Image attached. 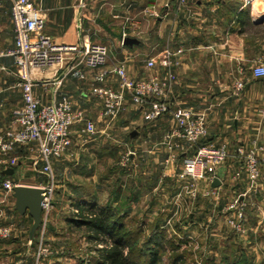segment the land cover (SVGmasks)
<instances>
[{
  "label": "crops",
  "instance_id": "0c3cea01",
  "mask_svg": "<svg viewBox=\"0 0 264 264\" xmlns=\"http://www.w3.org/2000/svg\"><path fill=\"white\" fill-rule=\"evenodd\" d=\"M36 3L45 11V32L56 44H104L110 52L106 69L112 71L114 65L124 63L129 77L134 80L151 74L146 68L147 60L159 55L167 46L174 52L181 50L174 68L171 108L187 106L195 112L208 114V133L204 143L216 146L224 143L230 152V159L213 175L221 185L213 187L211 181L200 182L196 188L197 197L191 196L192 200L183 198L182 201L178 196L184 194L186 182L181 178L180 171L184 158L191 156L189 149L180 147L174 150L175 157L172 159L171 149L161 143L163 135L173 126L170 114L148 123L143 118V111L128 100L118 116L133 114L135 118H143L146 137L149 138V148L142 155L138 153L145 143L140 137L133 141V167L142 161L144 172L141 175L142 185L138 187L134 180L140 177L136 176L134 168L131 170L134 174L131 193L136 194V188L145 190V185L155 181V186H162L161 194H168L178 202L169 218L175 220L178 213L191 207L198 213L207 212L208 219L220 220L222 211L232 202L233 193L228 191V180L238 168L232 165V161H236L235 147L256 142L264 149V77L256 78L253 74L254 67L264 65L262 2L258 0L253 6L245 5L244 0H187L185 5H179L178 0H36ZM14 41L11 2L0 0V50L12 48ZM134 68L137 70L134 71ZM99 71L70 60L62 69L54 67L33 73V90L37 98L48 104L68 97L80 119L71 129L72 145L66 153L74 149L92 152L98 147L101 136L86 137L82 131L86 121H92L97 126L104 122L102 103L91 93ZM17 81L13 59L1 57L0 133L14 126L13 112L22 105ZM210 83L223 86L219 85L217 89L214 85L211 88L208 87ZM238 83L244 86L240 91L236 89ZM106 84L119 89V82L112 73ZM233 115L235 117L231 122L229 116ZM158 151L161 153L158 154ZM35 159L41 166L38 156ZM241 185L244 184L239 183L240 193L246 194L241 200L248 211V207L255 204L250 194H256L259 187L248 190ZM95 199L97 209L105 208L102 205L98 207L100 203L98 198ZM133 199L128 215L133 214L136 208L137 200ZM116 200H113L114 206L118 202ZM86 207L89 206L86 204ZM257 210L256 218L252 220L251 217L250 221L254 231L258 228L264 230V205H258ZM191 217L195 221L196 217ZM164 224L166 222L160 220L156 223L158 226ZM256 237L255 234L246 241L248 247L244 248L245 251L250 253L251 248L255 249L260 239Z\"/></svg>",
  "mask_w": 264,
  "mask_h": 264
},
{
  "label": "rangeland",
  "instance_id": "374dc122",
  "mask_svg": "<svg viewBox=\"0 0 264 264\" xmlns=\"http://www.w3.org/2000/svg\"><path fill=\"white\" fill-rule=\"evenodd\" d=\"M133 70L136 71L137 68ZM214 85L217 89L219 85L223 86V84L210 83L208 87L212 88ZM204 117L207 123L208 114ZM234 117V115L229 116L231 122ZM143 118H135L133 114L126 117L117 116L109 128L103 120L104 122L96 125L97 134L92 136H101L94 151L74 149L66 153V150L62 157L54 160L52 206L32 241H29L32 218L27 214L24 216L18 214L14 208L13 192L5 190L3 184L4 181L10 180L16 185L47 186L50 184L49 177L42 171V165L35 161L38 154L34 144L20 146L8 154L0 149V229L6 228L9 232L6 238L0 236V264H103L99 251L105 248L104 245L90 241V233L85 227H76L72 224V219L78 212L77 204L88 206L94 204L93 206L96 207L94 200L98 198L100 203L98 207L102 205L111 208L115 211V216L121 217L128 215L127 210L133 203L134 197L137 200L136 208L133 214L124 218V224L135 236L132 244L144 251L150 248V238L160 234L161 239L163 238L161 242L163 247L158 250V264H172L174 258L180 255L184 256L185 264H264V237H262L264 230L258 228L254 231V226L250 224V221L256 218L257 206L264 205V174L255 183L246 179L244 172L242 173L244 177L237 179L235 173L243 170V164L236 157L234 158L236 161H232V165L238 166L234 169V173L232 170L233 174L228 180V191L233 193V203L245 204L241 197L244 198L246 194L240 193L239 183L244 184L241 185L242 187H248V190L259 187L256 194H250L254 206H249L247 211L245 204L246 233L239 234L230 225L229 221L234 215V209L226 211L224 208L220 220H214L213 217L207 218V212L198 213L190 207L178 213L173 220L169 217L173 215L171 212L178 202L168 194H161L163 189L160 184L155 186L156 182L153 181L149 183L151 185H145V190L136 188V194L131 193L134 175L131 170L134 168L137 171L136 176L140 177L134 180L138 187L142 185L141 175L144 172L142 161L137 163V167H133L131 159L133 141L140 137L141 142L145 143V147L140 148L138 155L146 153L149 148V138L146 137ZM133 133L137 135L131 136ZM206 136L201 139V143ZM200 142L189 148V155H194L196 149L202 146ZM225 163L219 165L217 169ZM9 168L14 170L12 175L4 173ZM159 181L163 184V180ZM203 181L205 180L199 183ZM206 181L210 182L209 179ZM197 195H191V189L185 188L184 194L178 197L184 201L183 198L192 200L191 196L195 198ZM116 199L118 202L114 206L113 200ZM191 216L196 217L195 221ZM158 220L166 224L158 226L156 225ZM255 234L260 239L256 237L259 239L258 244L255 249L251 248L249 253L244 250L248 247L245 244ZM41 242L42 247L48 249L45 255L43 252L39 254ZM140 262L144 264L145 260Z\"/></svg>",
  "mask_w": 264,
  "mask_h": 264
},
{
  "label": "built area",
  "instance_id": "2783aa9c",
  "mask_svg": "<svg viewBox=\"0 0 264 264\" xmlns=\"http://www.w3.org/2000/svg\"><path fill=\"white\" fill-rule=\"evenodd\" d=\"M258 0H244L245 5L253 6ZM11 19L14 30V46L8 50H0L1 57H10L14 61L18 87L21 89L22 105L14 113V126L0 135V149L8 154L20 146L34 144L42 171L49 177L50 184L39 186L44 189L42 201V223L50 212L54 188V160L62 157L72 145L71 129L80 122L74 111L73 103L68 97L45 104L34 94V71H44L54 67L62 69L70 60H76L88 69L100 70L91 87V93L102 103V118L110 126L114 119L125 109L129 100L143 111L147 122H155L170 114L173 126L162 138V145L174 150L180 147L193 148L207 135L208 128L204 114L195 112L190 107L171 108V93L174 68L177 65L174 52L167 46L159 55L146 62L151 74L146 78L134 80L129 77L124 63L114 65L113 70L106 69L110 62L109 48L101 43L83 42L77 45H58L45 32L46 16L36 0H10ZM187 0H178L185 5ZM264 6V0H260ZM113 74L119 82V89L106 84V79ZM256 78L264 77V65L253 68ZM60 82H57L59 84ZM238 83L236 89H243ZM86 137L94 136L98 128L92 121H86L82 131ZM264 149L251 142L248 146L239 144L234 155L243 164V170L235 173V178L246 175L251 183H255L264 174ZM230 158L226 144L199 146L194 155L185 157L182 164L181 178L185 187L191 189V195H197V185L201 180L214 181L213 176L219 165ZM16 186L10 180L4 181L3 187L12 193ZM245 204L230 202L226 211L234 209L230 225L239 234L246 233ZM9 232L0 229V236L6 238ZM45 255L48 249L40 244L39 254Z\"/></svg>",
  "mask_w": 264,
  "mask_h": 264
},
{
  "label": "trees",
  "instance_id": "16d2710c",
  "mask_svg": "<svg viewBox=\"0 0 264 264\" xmlns=\"http://www.w3.org/2000/svg\"><path fill=\"white\" fill-rule=\"evenodd\" d=\"M200 144L205 145L204 142ZM93 205L86 207L78 203L72 224L85 227L90 233V241L104 245L105 248L99 251L103 264H140L143 259L144 264H158V250L163 247L160 234L150 238V248L146 251L137 249L132 244L135 236L126 229L123 221L127 216H115L111 208L97 209ZM172 264H185L184 256H177Z\"/></svg>",
  "mask_w": 264,
  "mask_h": 264
},
{
  "label": "water",
  "instance_id": "95a60500",
  "mask_svg": "<svg viewBox=\"0 0 264 264\" xmlns=\"http://www.w3.org/2000/svg\"><path fill=\"white\" fill-rule=\"evenodd\" d=\"M135 133L132 134L134 136ZM7 175H12L14 170L9 168L4 171ZM221 185L219 179H215L212 183L213 187ZM44 189L40 187L16 185L13 189V198L15 199L14 208L19 215H29L32 220V226L29 231V241H32L36 232L42 223V201Z\"/></svg>",
  "mask_w": 264,
  "mask_h": 264
}]
</instances>
